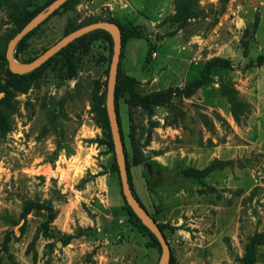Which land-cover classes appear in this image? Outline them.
<instances>
[{"label":"rangeland","instance_id":"1","mask_svg":"<svg viewBox=\"0 0 264 264\" xmlns=\"http://www.w3.org/2000/svg\"><path fill=\"white\" fill-rule=\"evenodd\" d=\"M24 2L0 0V52L18 32L14 16ZM48 2L32 0L31 9ZM57 11L26 40L19 63L109 19L142 32L122 46L119 67L137 80L139 94L184 88L214 58L232 62L214 68L209 85L156 106L151 116L128 94L117 98L116 111L132 183L176 262L241 264L264 234V64L255 65L264 53V0H196L182 26L173 20L176 0H81ZM113 47L93 39L75 55L74 75L63 54L15 93L11 130L0 134V264L161 263L162 246L133 225L113 170L111 129L97 118L100 106L108 114ZM8 70L0 67L1 84ZM222 85L238 91L249 114L235 118ZM216 161L221 165L202 179L185 174ZM29 204L46 209L25 215ZM48 208L55 219L46 226ZM69 236L77 237L65 244ZM256 250L255 264H264V243Z\"/></svg>","mask_w":264,"mask_h":264},{"label":"trees","instance_id":"2","mask_svg":"<svg viewBox=\"0 0 264 264\" xmlns=\"http://www.w3.org/2000/svg\"><path fill=\"white\" fill-rule=\"evenodd\" d=\"M53 1L54 0H49L46 6H41V7L34 6V8L31 9L32 0H25L21 9L14 16L15 23L18 26V32L16 34H18L28 23H30L37 16L43 13L46 10L47 5L49 6ZM80 1L81 0H68L62 6V8L76 5ZM195 1L196 0H176L177 13L173 17V20L175 22L180 23V26H182L184 22L188 21L194 16ZM57 13L58 11H56L52 16L56 15ZM107 21L115 22L120 26L121 32H122V44L123 45L129 38H141L142 37V32L133 30V29H126L122 26L120 22H117L114 19H109ZM43 23H45V21ZM41 25H39L38 27H40ZM257 26H258V20H256L253 25V31L257 29ZM37 28L34 29L29 34H27L23 39H21L18 42L15 48V53H14L15 59L19 56L20 52L23 50L26 40L29 38V36L33 32L37 30ZM250 34H251L250 30L245 31L246 38H248ZM13 37L12 36L8 37V39L6 40V45H5L4 50L0 52V67L8 64V60L6 58V52H7L8 44ZM93 39H104L107 42H109V44L113 43L112 35L108 31L104 29H96L94 31H91L75 39L73 42L65 46L53 58H51L49 61H47L45 64H43L42 66H40L33 72H30L27 74H15L11 72L10 70H8L9 78L3 84L0 83V93H3L4 95L0 99V134L5 135L8 131L11 130L8 111L11 110L14 106L15 93L16 92H26L28 90L31 80L39 76L44 71V69H46L52 63V61H55L58 56L63 55V54L66 56L67 64L69 66L70 71L72 72V75H74L75 74V62H74L75 55L81 49L87 48ZM249 46H250V41L246 39L245 44H244V56L245 57L248 56ZM121 58H122V53H121ZM263 64H264V53L260 54L257 57L256 62H255L256 66H261ZM119 67H120V63H119ZM216 67L230 68L232 67V62L225 58H214L206 66V68L204 69L202 73V76L199 79L192 81L184 88H179V87L173 88L172 87L164 91H157V92H153V93L146 94V95L139 94L136 91L137 80L134 77L125 75L119 68L117 77H116V84H115V104L119 96L128 94L131 104L144 108L151 116L153 115L154 108L156 106L168 104L171 102V100L174 97H190L193 94H195L197 90L201 89L204 86L209 85L212 82L211 72ZM221 91H222V94L225 95L228 101L230 102L231 107H232V113L237 120H240L242 117H245L247 114L250 113V109H249L250 105L239 97L238 91L235 88L229 87L227 85H222ZM97 118H98V121L102 124V126L105 129H108V130L110 129L109 118H108V114L105 108L101 106L99 107L98 112H97ZM111 145L112 147H114L113 143H111ZM125 155H126V158H128L126 149H125ZM219 165H221V162L216 161L211 166L203 170L188 168L185 170V174L190 177H198L202 179L206 177L212 170L217 169ZM127 169H128V177H129V182H130V187L132 189V192L134 196L138 199L140 204L143 207H145L143 202L140 200L139 196L137 195L134 185L132 183V176L130 173L128 161H127ZM113 170L115 172L118 171V165L116 162H114L113 164ZM34 209L42 210L46 208H44V206L40 204H29V206L26 209L25 215L29 214ZM47 210L49 211L50 214L46 222L47 223L46 226L52 223L53 220L55 219L52 209L48 208ZM127 210L129 212L130 217L134 219L133 225L140 232L149 233L153 241L155 242V245L160 246V242L155 237V235L151 233L149 228L143 223L141 218L138 217L133 212V210L128 204H127ZM158 225H159L160 230L163 233V230H164L163 227L160 224ZM83 231L84 230H81L80 235L83 234ZM45 234L46 236L51 237L50 235L47 234V229L45 230ZM76 237L77 236H69L67 240L65 241V244H69L71 240ZM263 243H264V234L259 235L256 238H254L252 242L250 243V245L248 246L246 255L240 261L241 264H255L256 258H257L256 246L263 244ZM169 264H178L175 258L172 256V254H171Z\"/></svg>","mask_w":264,"mask_h":264},{"label":"water","instance_id":"3","mask_svg":"<svg viewBox=\"0 0 264 264\" xmlns=\"http://www.w3.org/2000/svg\"><path fill=\"white\" fill-rule=\"evenodd\" d=\"M68 0H54L50 6L34 20L28 23L18 34H16L9 42L6 58L8 60L9 69L15 74H27L33 72L51 58H53L57 53H59L65 46L73 42L75 39L81 37L84 34H87L96 29H110L114 32L113 36V56L109 69L108 76V85H107V109H108V118L110 123V129L112 133V139L117 151V165L119 169L122 192L126 199L127 204L131 207L133 212L141 218L143 223L150 229V231L155 235V237L160 242V245L163 248V254L160 264H169L171 258V247L167 242L165 236L159 228L156 220L148 213L147 209L143 207L138 199L134 196L132 189L130 187L128 169H127V158L125 155V145L122 140V135L118 127L117 111L115 104V84L116 77L119 69V63L121 60L122 53V32L120 26L115 22L109 21H99L95 22L66 35L64 38L59 40L56 44L48 48L44 53L39 57L33 60L30 63L22 64L19 63L14 57V51L18 42L23 39L27 34L36 29L44 21L50 18L59 8H61Z\"/></svg>","mask_w":264,"mask_h":264},{"label":"bare ground","instance_id":"4","mask_svg":"<svg viewBox=\"0 0 264 264\" xmlns=\"http://www.w3.org/2000/svg\"><path fill=\"white\" fill-rule=\"evenodd\" d=\"M108 30V32H110L112 35H114V32L112 31V30H110V29H107Z\"/></svg>","mask_w":264,"mask_h":264}]
</instances>
